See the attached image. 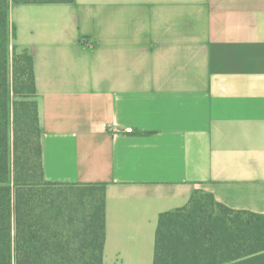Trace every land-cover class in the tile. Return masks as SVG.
Segmentation results:
<instances>
[{"label":"crops","instance_id":"1","mask_svg":"<svg viewBox=\"0 0 264 264\" xmlns=\"http://www.w3.org/2000/svg\"><path fill=\"white\" fill-rule=\"evenodd\" d=\"M45 179L103 186L104 264H154L196 192L264 215V0L14 4Z\"/></svg>","mask_w":264,"mask_h":264},{"label":"trees","instance_id":"2","mask_svg":"<svg viewBox=\"0 0 264 264\" xmlns=\"http://www.w3.org/2000/svg\"><path fill=\"white\" fill-rule=\"evenodd\" d=\"M8 4L0 0V264H104L105 188L45 179L34 62L12 44ZM154 264H264V215L198 191L161 214Z\"/></svg>","mask_w":264,"mask_h":264},{"label":"rangeland","instance_id":"3","mask_svg":"<svg viewBox=\"0 0 264 264\" xmlns=\"http://www.w3.org/2000/svg\"><path fill=\"white\" fill-rule=\"evenodd\" d=\"M13 70H12V68H11V79H12V82H16V80H15V78L13 77ZM101 189L100 188H87L86 189V192H87V194H91V193H100L101 191H100Z\"/></svg>","mask_w":264,"mask_h":264}]
</instances>
